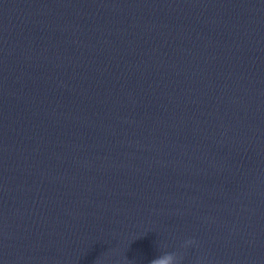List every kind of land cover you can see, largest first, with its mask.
I'll use <instances>...</instances> for the list:
<instances>
[{
    "label": "clouds",
    "instance_id": "obj_1",
    "mask_svg": "<svg viewBox=\"0 0 264 264\" xmlns=\"http://www.w3.org/2000/svg\"><path fill=\"white\" fill-rule=\"evenodd\" d=\"M176 258H177V254L175 252L161 251V253L155 258H153L149 262V264H173Z\"/></svg>",
    "mask_w": 264,
    "mask_h": 264
}]
</instances>
